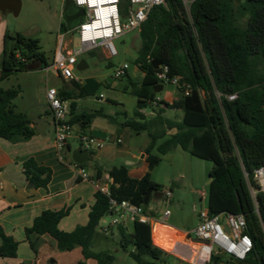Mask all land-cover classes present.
I'll return each mask as SVG.
<instances>
[{
  "label": "trees",
  "instance_id": "trees-1",
  "mask_svg": "<svg viewBox=\"0 0 264 264\" xmlns=\"http://www.w3.org/2000/svg\"><path fill=\"white\" fill-rule=\"evenodd\" d=\"M130 4L131 0H121L123 18ZM18 9L14 7L13 12L18 14ZM139 36L141 44L135 64L143 79L140 82L130 79L128 89L137 98L136 108L134 117L120 125L134 133L149 134L151 142L145 149L149 171L141 179H133L125 166L113 167L111 196L147 208L155 193H163V186L151 177L153 168L161 160L152 150L168 131L176 129L157 146V151L161 155L181 147L194 156L213 161L209 172L208 210L211 214L223 211L243 214L247 232L254 241V248L245 261L214 256L210 264H264L261 224L264 223V192H257L254 199L246 177L248 174L254 185L253 173L264 165V0H192L189 9L184 0H166V4L151 9ZM89 52L94 54V50ZM51 65L37 38L20 32L5 33L1 80L27 71V66L29 70H39ZM164 65L169 67V77H180L177 98L172 103L157 100L159 93L155 91L156 87L164 86L157 76ZM72 83V89L59 91L62 98L71 100L72 125L86 128L97 116L115 121L101 110L76 112L77 100L96 94L101 83L93 78H88L84 85ZM20 92V87L0 86V137L12 142L28 140L36 133L28 116L15 109L14 100ZM149 107L154 110L150 118L145 112ZM170 109H181L182 118L165 116ZM23 173L35 187L45 188L52 170L31 157L23 163ZM151 190L153 193L146 201ZM95 196L86 224L64 231L59 223L69 214L70 207L48 209L26 228L27 235L49 234L61 250L81 246L84 259L76 264H86L89 258L98 264H113V254L93 249L100 220L109 214L110 206L106 194L98 190ZM115 230L119 249L128 251L130 245L134 246L129 255L138 264H167L169 253L154 244L151 225L135 222L132 231L119 225L111 236ZM0 238V257H16L19 242L2 229Z\"/></svg>",
  "mask_w": 264,
  "mask_h": 264
},
{
  "label": "crops",
  "instance_id": "crops-1",
  "mask_svg": "<svg viewBox=\"0 0 264 264\" xmlns=\"http://www.w3.org/2000/svg\"><path fill=\"white\" fill-rule=\"evenodd\" d=\"M15 2L16 0H0V86L4 88L20 87L21 92L14 100L15 109L28 116L36 133L32 138L19 142H12L0 137V229L6 234L12 235L19 242L17 256L14 258L0 257V264H76L79 260L84 259L81 246L77 245L72 250H61L56 239L49 234L38 235L31 233L27 235L26 228L30 227L34 219L44 210H60L65 207H70V212L59 223V227L62 230L72 231L76 226L86 224L89 220L91 207L96 201L95 195L98 191V185L103 183L113 184V178L110 173L113 167L125 166L129 177L133 179H141L149 171L145 149L150 144L151 139L148 141L145 139L143 144L138 145L134 134L141 136L142 133L146 132L134 133L126 127H121V123L134 116L131 117L125 110L124 103L116 98H106L111 106H103L101 103H103L105 96L103 93L99 94V88L96 94L89 95L97 98L98 105L89 103L86 99L82 101L84 98L89 97L85 96L77 100L76 112L90 113L101 110L104 114L114 117L115 121H109L103 116H97L92 119L86 128H82L80 124H74L73 133L68 138L65 148L61 151L57 149L55 140L56 123L46 98L47 89L54 86H48L49 79L45 83L42 82L39 88V95V93H35V84L32 82L33 76L42 78L45 69L22 71L11 75L8 79L1 80L4 36L6 32H9L6 18L13 12L15 7L13 4ZM64 2L66 4L67 1ZM70 7H72L71 3ZM64 17L66 22L62 25L66 32H70L66 12ZM72 40L73 45L76 46V43H78L76 37ZM94 52H100L109 59L103 48H98ZM51 67L52 65L46 68L47 72L51 70ZM88 67L85 60L82 71H85ZM52 70L54 71V69ZM57 76L62 81L61 86L55 87L59 91L70 90L74 87L72 81H66L59 75ZM76 76L78 78L77 82L82 85L86 83L88 78H93L103 85V80L99 76ZM142 79L143 73L141 79L137 81L140 82ZM106 84L108 86L111 85L107 82ZM166 87H168L167 91ZM27 94L28 99L25 100L24 98ZM157 98L169 103L174 102L177 98L176 85L165 84ZM99 103L101 106H99ZM123 112L126 114H121ZM167 114L168 111L164 113L165 116ZM182 116L183 111L182 114L179 113V118L176 120L181 119ZM175 132L176 129H171L164 138L159 139L152 153L160 154L157 151V146L166 137ZM82 135H91L104 142L101 147H94L88 150L89 158L83 163L90 179H84L78 174L74 165L75 162L72 159L73 150L77 148L85 149L80 141V136ZM74 140L77 141L76 145L73 144ZM31 157L38 164L47 166L52 170L51 180L45 188L35 187L23 173V163ZM169 189L172 191L171 188ZM166 190L159 197L155 195L154 199H166L164 197ZM147 210L154 217V222L151 224L154 244L167 251L169 255L193 264L185 259V255H190V250L185 244H191L196 239L190 235L188 237L185 236V233L189 231L178 229L167 223L164 212L159 210L157 202H153L151 206L149 204ZM199 210L195 206L197 218ZM111 237L118 239L117 230L114 231V235ZM1 243L2 240L0 238V245ZM32 243L34 246H32ZM94 243L95 241H93V246ZM52 255L67 259V261H50ZM115 260L116 257L114 255L113 264H115ZM86 264H98V262L89 258L86 259Z\"/></svg>",
  "mask_w": 264,
  "mask_h": 264
},
{
  "label": "rangeland",
  "instance_id": "rangeland-1",
  "mask_svg": "<svg viewBox=\"0 0 264 264\" xmlns=\"http://www.w3.org/2000/svg\"><path fill=\"white\" fill-rule=\"evenodd\" d=\"M13 6L17 7L19 3L18 14L11 12L7 16L8 28L11 34L20 32L27 36H32L39 40L41 51L48 57L50 63H52L55 53L62 47L63 43L69 44V48L74 47L70 43L72 39L77 37V30L66 32L63 25L65 24L64 13L66 12V5L63 0H17ZM186 8L189 9L192 0H184ZM132 6L131 4L129 7ZM136 6V5H135ZM128 7V9H129ZM126 18V17H125ZM114 45L118 51V55L112 59H107L100 52L84 53L79 57L85 59L88 64V69L80 71L75 69V74L80 77H86L88 75L99 76L103 80V85L99 89V94L103 93L105 98L103 106H111L106 98H116L125 105V110L131 117L134 116V110L136 108L137 98L132 95L128 89L130 85V79L137 81L142 77V72L135 64V60L138 56V49L141 44L139 32L133 30L131 32L124 33L114 39ZM97 50V49H96ZM127 63L128 76L116 79L114 77L116 68L120 65ZM47 72L43 71L44 76H33L32 82L36 88L35 93L40 95V85L42 82H47L48 86L59 87L62 85V81L58 78L56 71H53V67ZM48 73V74H47ZM48 75V76H47ZM24 82V80H22ZM106 82L111 85H107ZM38 90V91H37ZM168 87H166V91ZM28 99V94L24 98ZM87 100L89 103L98 105L97 98L95 96H89L82 101ZM83 103V102H79ZM99 106L100 103H99ZM100 108V107H99ZM148 116L154 115L152 108L145 109ZM181 110L170 109L168 110L167 117L172 119H178ZM135 135V141L138 145L148 141L149 134L142 133L141 136ZM73 144L76 145L77 141L74 140ZM161 156L160 162L152 170V178L163 186V189H172V196L167 202L165 199L150 201V206L153 202H157L159 210L162 212L165 209H169L171 214L166 218V222L170 225L189 231L191 237H195L193 230L198 226L199 220L196 217L195 206L198 209H208V185L210 176L209 172L213 167V161L203 159L194 156L181 147H177L166 154H158ZM205 192V196H202V192ZM109 216L103 217L100 225L97 228L96 235L94 237L93 249L101 251L103 253L113 254L116 257L115 264H138L130 255L129 251L133 250V246L128 247V251L119 249V243L116 238L105 236L101 232V227L110 222ZM135 222L128 221L126 226L129 231L133 230ZM165 248V247H164ZM117 249H119L117 251ZM167 249V248H166ZM67 261L52 255L50 261ZM167 264H189L188 262L181 260L175 256H167Z\"/></svg>",
  "mask_w": 264,
  "mask_h": 264
},
{
  "label": "built area",
  "instance_id": "built-area-1",
  "mask_svg": "<svg viewBox=\"0 0 264 264\" xmlns=\"http://www.w3.org/2000/svg\"><path fill=\"white\" fill-rule=\"evenodd\" d=\"M72 1L75 6L83 7L85 14L76 26L78 32V45L69 48L64 44L56 52L53 61V69L66 81H77L75 69L79 63V57L84 53L103 48L109 59L118 55L114 45V39L118 36L131 32L140 31L142 24L147 19L149 12L155 6L166 4V0H131L126 18H123L120 11L121 0H85L84 3ZM136 5V6H135ZM74 29V30H75ZM73 31V30H70ZM73 44V40L70 41ZM129 65L124 63L116 68L114 77L122 78L128 74ZM169 67L164 65L157 73L161 83L180 85V77H169ZM184 85V84H183ZM102 96V95H101ZM49 109L56 123L55 140L57 149L65 148L68 138L73 133V125L70 123L71 100L60 96L59 90L49 87L46 92ZM157 100H160L157 98ZM156 104V101L154 102ZM82 147L90 150L94 147H101L103 141L91 135L80 136ZM120 141V140H119ZM78 174L84 179H90L88 171L79 163H74ZM249 190L255 199L257 192H264V165L255 169L253 173L254 185L249 181L246 174ZM111 184L103 183L98 185V190L109 197L110 222L101 227V232L111 235L112 230L119 225L126 226V222H140L151 225L154 217L144 205H139L130 200L118 201L111 196ZM172 195L170 189L164 192L165 200L168 202ZM205 196V192H202ZM257 206V203H256ZM258 210V209H257ZM170 210L164 211L167 218ZM198 226L193 230L196 241L185 244L190 250V255L185 259L193 264H210L214 256H224L232 261H245L254 248L252 236L247 232V221L243 214H232L226 211L218 214H211L208 209L202 208L198 211ZM264 232V223L261 222ZM228 227V230L227 228ZM186 232L185 236H189Z\"/></svg>",
  "mask_w": 264,
  "mask_h": 264
},
{
  "label": "water",
  "instance_id": "water-1",
  "mask_svg": "<svg viewBox=\"0 0 264 264\" xmlns=\"http://www.w3.org/2000/svg\"><path fill=\"white\" fill-rule=\"evenodd\" d=\"M16 2H19V1L16 0ZM70 3L72 4L73 11H70ZM18 4L19 3H17V6H19ZM65 5H66L67 21L70 25V30H74L76 28V26L79 24V22L81 21V17L85 14V9L83 7L75 6V4L72 1H67ZM76 39H77V41L79 40L78 37H76ZM77 45H78V43H76V46ZM83 64L85 65V59H80L78 65H77V69L82 70ZM29 69L30 68L28 66L25 68V70H29ZM162 88H163L162 85L159 87H156L155 91L157 93H159V92H161ZM88 158H89V151L86 149L77 148V149L72 151V159L76 163L83 164L84 162H86L88 160ZM152 193H153L152 190L149 191V193L146 197V201H148V197ZM155 195H157L159 197V196H161V193H155ZM226 228L228 230V227H226Z\"/></svg>",
  "mask_w": 264,
  "mask_h": 264
},
{
  "label": "clouds",
  "instance_id": "clouds-1",
  "mask_svg": "<svg viewBox=\"0 0 264 264\" xmlns=\"http://www.w3.org/2000/svg\"><path fill=\"white\" fill-rule=\"evenodd\" d=\"M78 3H84L85 0H77Z\"/></svg>",
  "mask_w": 264,
  "mask_h": 264
},
{
  "label": "flooded vegetation",
  "instance_id": "flooded-vegetation-1",
  "mask_svg": "<svg viewBox=\"0 0 264 264\" xmlns=\"http://www.w3.org/2000/svg\"><path fill=\"white\" fill-rule=\"evenodd\" d=\"M70 11H73V8L72 7H70Z\"/></svg>",
  "mask_w": 264,
  "mask_h": 264
}]
</instances>
